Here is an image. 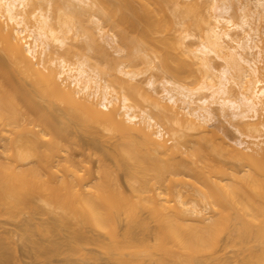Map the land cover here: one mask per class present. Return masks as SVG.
<instances>
[{"label":"bare ground","instance_id":"1","mask_svg":"<svg viewBox=\"0 0 264 264\" xmlns=\"http://www.w3.org/2000/svg\"><path fill=\"white\" fill-rule=\"evenodd\" d=\"M87 1L0 0V52L13 67L11 76L23 86V98L28 97L34 105L37 100H42L49 105L47 110L50 108V114L58 118L57 122L65 128L73 125L92 135L101 133L117 139L115 161L117 168L126 175L131 195H126L117 179L111 180L114 175L104 168L102 172L107 173V181L111 180L109 183L113 182V185L100 181L102 183L88 187L77 177L75 166L68 161L62 166L46 162L38 167H29V171L36 174L38 170H43L56 176L66 190L75 195L61 207L74 216H85L101 230L114 225L120 215L125 217L124 233L115 236L111 246L117 256V264H224L219 255L208 253L199 246L203 236L199 234L196 237V225L200 223L202 229L211 226L202 222L197 224L191 216L193 207H189L186 201L194 192H199L216 206L215 211L220 217L233 216L239 226L254 228V237L257 238L264 231V122L259 119L264 114V82L259 79L264 72V47L259 46L260 31L251 23L255 17L257 21V16L253 18L250 13L243 14L239 26H233L222 14L216 16L214 20L217 24L229 25L230 28L209 30L202 50L213 54L222 63L221 70L217 72L218 66L213 65L211 58L181 51L182 55L191 58L193 65L203 70L208 83H202L197 91L182 83L163 80L157 84L161 88V93L157 94L155 81L149 79L145 87L155 95L151 96L139 86L140 83H131L136 81L137 76L126 71L123 64L118 65L117 71L124 79L117 82L118 90H114L85 61L46 60L55 55V49L65 47L66 36L74 30V26L65 21L67 17L64 22L56 16L57 4H64L71 8L68 9L70 11L86 5ZM91 4L102 12V21L99 14L98 18L94 17V13L92 16L98 36L116 55L121 53L115 48L118 43L134 47L133 44L140 45L141 42L152 41L160 45L166 42L180 49L181 43L170 36L169 28L177 19L190 20L199 11L195 2L176 8L179 4L176 0H92ZM257 7L264 8V2H258ZM65 9L63 11L68 12ZM61 16H65L64 12ZM103 21L111 23L118 31H115L117 35L103 31L100 28ZM232 30L242 32V39L233 38L230 34ZM162 34L164 38L153 37ZM168 57L166 53H161L162 69L180 78L182 71L171 69L167 64ZM2 71L1 130L14 126L21 135V129L29 125L34 136L49 137L51 132L47 127L50 125L45 122L51 117L49 112L46 110L49 118L42 120L47 127L40 125L43 124L41 120L36 123L39 118L30 122L27 119L30 114L17 99L21 89L18 94L15 89L12 91L16 86L10 87L11 83L3 78L5 71ZM233 86L237 92H233ZM199 91H207L208 95L196 99ZM115 102L118 107L114 106ZM138 103L144 104L140 110L135 107ZM56 104L61 108H55ZM212 106L218 107L223 118L225 111L229 110L237 119L230 124L235 138L228 141L233 146L215 131ZM152 110L169 123L173 139L170 145L160 140L163 129L151 116ZM51 120L55 118L51 117ZM203 125L214 130L198 137L194 148H186L187 136L183 134V129L203 132L206 129ZM57 141L50 136L52 150L63 152L64 148ZM215 156L237 161L247 168L243 172L248 173L237 177L234 170L224 169L216 163ZM8 167L2 160L1 174H5ZM212 172L219 173L221 177L213 179ZM105 177L102 179L105 180ZM162 186L164 194L157 192ZM2 207L5 204L2 203ZM143 210L153 218L151 242L136 233L137 229L144 232L150 228L147 223L150 219L140 218V211ZM262 247L260 253L249 255L239 264H264ZM0 264L6 262L0 260Z\"/></svg>","mask_w":264,"mask_h":264},{"label":"rangeland","instance_id":"2","mask_svg":"<svg viewBox=\"0 0 264 264\" xmlns=\"http://www.w3.org/2000/svg\"><path fill=\"white\" fill-rule=\"evenodd\" d=\"M91 1H87L88 4L81 5V7L72 8L70 11L68 9L71 8H67L64 4H57V8H55L56 16H60L62 21L67 17L65 21L68 20L70 23H67L74 26V30L69 35L67 34L65 47L55 49V55L46 58V60L64 59L69 63H74L77 60L85 61L90 67L96 69L102 81L114 90H118L119 80L124 79L117 71L118 65L123 64L126 66V71L137 76L136 81L131 83L135 85L140 83L139 86L148 95L155 96L145 87V83L149 79L155 81V93L157 94L161 93V88L157 84L163 80L177 82V84L182 83L183 86L198 91L202 83H208V81L202 72L203 70H199L197 66L193 65L191 58L182 55L181 51L213 59V65L218 66L217 72L220 71L222 63L213 54L204 52L202 45H205V37L209 30L216 29V27L230 28L229 25H220L215 22L214 18L221 14L229 19L233 26L241 25V17L245 13H250L253 18L257 16V21L254 20L255 17L251 23L253 22L252 25L258 32L260 31L259 46L264 47V35L262 34L264 33V8L257 7V3H262L264 0H176L179 3L176 8L181 7L182 4L194 2L199 6L198 13L192 19L183 21L179 18L169 28L170 36L178 39L181 43L180 49H176L166 42L164 45L152 41L141 42L140 45L137 43L139 48L137 44H133L134 47H130L131 45L127 47L118 43L115 48L121 53L116 55L114 50L109 48L98 36L97 28L92 23V16L93 13L94 17L97 16V18L100 15L99 19L102 21V12L97 6L91 4ZM64 7L68 12L63 11ZM225 9H227V12H225ZM52 10L54 11V7ZM63 12L65 16H61ZM100 28L109 35H117L116 30L109 22H101ZM230 34L235 39H242L244 36L242 32L237 30H232ZM153 37H160L161 39L165 35ZM135 48L139 51H135ZM129 52H133V54L130 55ZM134 52L137 56L140 54L142 57H138L141 59L135 57ZM162 52L169 56L167 64L171 69L182 71L180 78L162 69ZM3 56L5 57L0 52V60H4L0 61V68L5 71V75L3 74L5 77L3 76V78L8 84L11 83L9 84L11 88L14 87L13 85L16 86L12 91L15 89L14 91L17 93L21 89L20 93L18 91L20 95L17 93V99L21 100L18 99L20 105L26 109V113L28 111V114H30L27 115L30 116L29 118L26 116L27 119L37 121L39 118L36 123L41 120L40 123L43 124L40 125H45V127H47L45 122L49 123L50 127L47 128L49 129L48 132H51L50 136L59 141H57V144L64 148V151L52 150L50 136L43 138L34 136L31 131L33 128L29 125L21 129V135H18L19 130L14 126L6 127L5 131L0 128V164L3 160L10 166L5 174H1L2 171H0V260L3 263L6 262V264H117V256L114 255L111 246L114 237L122 236L124 233L125 217L120 215L114 225H110L106 230H101L88 221L85 216H74L61 207L75 195L68 192L56 176L43 170H38L36 174H31L29 171V167H38L46 162L62 166L68 161L75 166L77 177H80L82 183H86L89 187V185L95 186L102 182L107 184V177L109 180V176H107V173L102 172L104 168L106 172H111L115 176H111L113 178L110 179H117L118 185L122 187L121 189L126 195L130 196L131 192L126 181V175L117 168L115 161L117 139H111L101 133L92 135L85 130L77 129L73 125L65 128L57 122L59 121L58 118L54 117L52 113L50 114V108L47 110L49 105L42 102V100H37L34 105L31 100H28V97L23 98V86L11 76L13 67L7 58ZM128 57L135 59L129 61ZM261 74L259 79L264 82V72ZM232 90L237 92L234 86ZM207 95V91H199L195 97L198 99ZM22 98L27 99V101L23 103ZM118 105L115 102L114 106L118 107ZM54 107L58 109L60 106L56 104ZM135 107L140 110L144 107V104L138 103ZM46 110L52 119L55 118L54 121L51 120V117L48 120L46 119L49 118ZM212 111L216 119L213 125L215 131L219 137L233 146L228 141L235 138L234 130L230 124H234L237 119L232 117V112L229 110L225 111V118H223L217 106H212ZM150 114L163 129V137L160 140L170 145L173 139L169 123L161 119L157 111L152 110ZM42 116L43 119H40ZM259 119L264 122V114L260 115ZM42 120L47 121L43 122ZM203 126L206 128L203 132L183 129V134L187 136L186 148H194L198 137L214 130L206 125ZM21 157L23 158L21 159ZM179 159L178 157L177 160ZM216 159L219 161H216V163H219L224 169L234 170L237 177L238 175L244 176L242 173H248L243 172L245 168L237 161L222 157H219V159L216 157ZM104 177L106 181L102 179ZM211 177L213 179L220 178L221 175L212 172ZM109 182L108 185L111 183L113 185V182ZM109 187L111 188V186ZM157 192L164 194L165 188L162 186L161 190H157ZM187 198V201L186 198L185 201L194 210L191 214L193 220L197 224L202 222L205 226H211L202 229L200 223L198 226L196 225V237L199 234H201V237L203 236V239L199 241L202 250L219 255L224 264H239L241 260L246 259L249 255L260 253L263 250L264 231L261 230L262 234L257 238L254 237V228L248 229L239 226L233 216L229 218L228 216L227 218L226 216H224L225 218L220 217L219 213L215 211L216 206L206 200L199 192H194L191 197ZM2 203L5 204V207H2ZM143 211H140V218L150 219L147 220L150 228L144 232L137 229L136 233L145 241L151 242L150 233L154 229L153 218L149 217L147 211Z\"/></svg>","mask_w":264,"mask_h":264}]
</instances>
